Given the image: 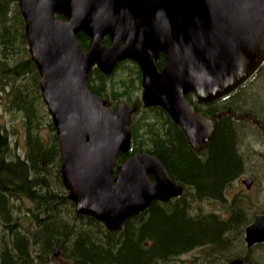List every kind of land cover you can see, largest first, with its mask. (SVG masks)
Returning a JSON list of instances; mask_svg holds the SVG:
<instances>
[{
    "label": "water",
    "instance_id": "95a60500",
    "mask_svg": "<svg viewBox=\"0 0 264 264\" xmlns=\"http://www.w3.org/2000/svg\"><path fill=\"white\" fill-rule=\"evenodd\" d=\"M40 89L59 137L61 174L78 214L111 231L155 200L183 191L154 155L137 153L112 174L131 145L138 105L110 103L93 93L88 75L97 64L109 75L118 62L142 69V100L161 106L197 151L211 142L215 122L196 111L242 86L264 62V0H18ZM61 15L66 19H59ZM87 34L84 51L76 35ZM109 35L111 45L102 44ZM165 65L157 70L160 53ZM153 175L156 181L149 180ZM250 187L252 180H247ZM251 247L264 242V214L246 230ZM228 264H249L236 258Z\"/></svg>",
    "mask_w": 264,
    "mask_h": 264
},
{
    "label": "trees",
    "instance_id": "16d2710c",
    "mask_svg": "<svg viewBox=\"0 0 264 264\" xmlns=\"http://www.w3.org/2000/svg\"><path fill=\"white\" fill-rule=\"evenodd\" d=\"M24 26L18 0H0V100L4 92L12 97L9 107L23 111L27 138L22 158L11 152L8 129L0 126V264H173L181 254L196 249H202L197 256L208 260L205 264H216L215 256L229 253L234 243L240 247L254 212L245 195L229 198L226 192L244 172L238 121L250 109L264 111L260 94L242 95L247 84L207 104L188 94L197 112L216 120L209 146L196 151L162 107H143L136 63L122 62L110 76L93 67L90 89L108 100L113 110L119 101L139 105L132 119L130 151L118 156L117 165L136 153L152 154L184 186L182 201L187 196L186 203L154 201L145 212L125 221L121 230L110 231L95 218L78 215L68 197L60 171L59 138L41 97ZM77 37L85 49L91 46L85 34ZM103 43L109 44V37ZM164 62L162 54L159 69ZM197 198L217 201L223 210L204 216L194 213L191 202ZM57 246L60 262L55 259ZM226 256V261L241 257L253 262L244 254Z\"/></svg>",
    "mask_w": 264,
    "mask_h": 264
},
{
    "label": "rangeland",
    "instance_id": "374dc122",
    "mask_svg": "<svg viewBox=\"0 0 264 264\" xmlns=\"http://www.w3.org/2000/svg\"><path fill=\"white\" fill-rule=\"evenodd\" d=\"M262 69L246 83L247 87L242 92V95L246 93L247 95L259 93V100L264 103V72H261ZM7 89L10 90V87ZM242 95L237 100L241 99ZM11 98L10 95H6L4 92L1 95L0 126L4 125L8 129V141L11 144V152L22 158H26L27 138L24 114L23 111L9 107V100ZM40 108L45 109L43 105ZM250 110L252 112L244 114L243 118L245 119H239L238 121L242 127V130H240L239 148L241 151L243 150L245 155L244 172L232 182L226 193L229 198H232L234 195H245L247 200L250 201V210L254 212L253 216L256 218L258 214H264V111H257V109ZM249 178H253V181L250 188H247L245 182ZM25 205L30 207V202L25 200ZM191 205L193 207L192 211L194 213L199 212L200 215H205L209 211L220 212L223 210L221 203L202 198L195 199L194 202H191ZM25 220L28 223V220ZM240 241V247L234 243L232 248L227 250L229 253L215 256L214 263L221 264L222 262H226L223 257L228 254L229 256L226 257L244 254L256 264H264V245L255 246L249 250L242 238H240ZM231 250L232 253H230ZM201 251L202 249H196L188 255L183 256L184 260L182 262L179 261L173 264H205L204 262H208V260H205L202 256H197L198 254L202 255ZM59 259L61 260L60 255ZM209 260H213V258H209ZM57 262H59L58 257Z\"/></svg>",
    "mask_w": 264,
    "mask_h": 264
},
{
    "label": "flooded vegetation",
    "instance_id": "af4514ba",
    "mask_svg": "<svg viewBox=\"0 0 264 264\" xmlns=\"http://www.w3.org/2000/svg\"><path fill=\"white\" fill-rule=\"evenodd\" d=\"M151 180L152 181H156V179H154V176H152L151 177ZM174 180V179H173ZM175 181V180H174ZM176 182V181H175ZM177 183V182H176ZM177 185H181V184H178L177 183ZM181 186H183V185H181ZM184 187V186H183ZM184 194H185V188H184V191H183V193L181 194V195H178V196H173V197H171V199L168 201L169 203H173V204H175V203H177V204H179V203H183V202H187V196H186V200H184V201H182V197L184 196ZM157 202H160V201H157ZM168 202H162V204H165V203H168ZM153 203V202H152ZM151 203V204H152ZM151 204H150V206H151ZM204 216V215H203ZM259 245H264V243H259V244H256V245H254L253 247H255V246H259ZM252 248V247H251ZM57 251V248L55 247V252Z\"/></svg>",
    "mask_w": 264,
    "mask_h": 264
},
{
    "label": "bare ground",
    "instance_id": "6f19581e",
    "mask_svg": "<svg viewBox=\"0 0 264 264\" xmlns=\"http://www.w3.org/2000/svg\"><path fill=\"white\" fill-rule=\"evenodd\" d=\"M39 86H40V85H39ZM40 90H41V89H40ZM162 108H163V107H162ZM163 109H164V108H163ZM215 127H216V126H215ZM215 130H216V128H215ZM214 133H215V132H214ZM212 139H213V138H212ZM187 140H188V139H187ZM211 141H212V140H211ZM188 142H189V141H188ZM189 144H190V143H189ZM209 144H210V143H209ZM208 146H209V145H208ZM208 146H207V147H208ZM59 147H60V143H59ZM191 147H192V146H191ZM205 148H206V147H205ZM205 148H204V149H205ZM194 150H195V149H194ZM196 151H197V150H196ZM201 151H202V150H201ZM60 159H61V152H60ZM61 176H62V174H61ZM152 176H153V175H149V176H148L149 180H151V177H152ZM170 177H171V176H170ZM62 179H63V178H62ZM171 179L173 180L172 177H171ZM151 181H152V180H151ZM173 181H174V180H173ZM174 182H175V181H174ZM175 183H176V182H175ZM176 185H177V183H176ZM177 186H181V185H177ZM181 187L183 188V191H184V187H183V186H181ZM183 191H182V193H183ZM182 193H181V194H182ZM181 194H180V195H181ZM177 196H178V195H177ZM172 197H173V196H172Z\"/></svg>",
    "mask_w": 264,
    "mask_h": 264
}]
</instances>
